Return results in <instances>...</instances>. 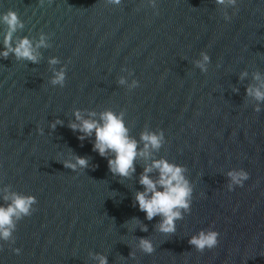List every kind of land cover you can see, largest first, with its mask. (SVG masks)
Returning <instances> with one entry per match:
<instances>
[{
	"label": "water",
	"instance_id": "1",
	"mask_svg": "<svg viewBox=\"0 0 264 264\" xmlns=\"http://www.w3.org/2000/svg\"><path fill=\"white\" fill-rule=\"evenodd\" d=\"M9 11L22 25L11 48L27 38L35 63L3 57ZM262 84L264 0H0V207L12 194L36 201L0 238V264H264V101L247 91ZM106 112L138 153L142 134H162L128 177L109 170L114 153L93 151L95 131L81 140L70 127ZM76 157L88 166H64ZM161 159L192 189L174 234L135 200ZM230 172L249 178L241 187ZM201 231L219 233L214 249L189 244Z\"/></svg>",
	"mask_w": 264,
	"mask_h": 264
},
{
	"label": "clouds",
	"instance_id": "2",
	"mask_svg": "<svg viewBox=\"0 0 264 264\" xmlns=\"http://www.w3.org/2000/svg\"><path fill=\"white\" fill-rule=\"evenodd\" d=\"M113 3L119 4L120 0H112ZM217 4H225L226 0H216ZM227 3L234 4L235 0H227ZM3 22L8 26V33L5 36L4 44L8 51L2 53L4 58H7L9 52H14L18 59H26L35 63L37 57L33 54V48L30 41L25 38L19 42V44L13 49L11 48L12 34L16 31L17 27H22L15 12L9 11L3 17ZM44 41L41 39L40 45L43 46ZM204 62L209 60V57L205 55L203 57ZM51 63H56L55 60ZM198 67L203 68V64L198 63ZM259 79V76L256 77ZM64 80L63 72L56 73L53 84H62ZM123 83V81H121ZM264 84L260 88H249L248 95L254 96L257 101H264ZM259 111V109H257ZM94 115V113L92 114ZM76 119L81 120L79 112L75 113ZM102 124L95 120H82L81 124H71L70 127L73 131H80L84 133L79 139L83 140L85 136H91L95 131V144L93 151H97L101 157L107 158V153H114V159H108L109 170L114 175L121 177H128L131 173L135 172L134 162L137 155L147 158L149 148L158 149L161 146L162 134H149L144 133L141 136V140L144 142V149L141 152H137V142L130 139L128 136V130L124 126L121 117L116 116L111 112L103 113L101 116ZM57 123H60L57 121ZM53 128L55 125L52 126ZM81 168L88 166V161L84 158L76 157V164L65 163V167L75 170L76 166ZM158 170L159 179L153 180L150 178V173L153 170ZM184 169L178 166H174L161 159L154 161L150 167H146L141 174L139 183L143 186V192H137L135 196L136 203L139 206V210L146 214V219L151 221L157 216L162 218L159 224V231L164 234L175 233V221L181 218L179 209L188 210L189 200L192 194V189L189 187V183L183 176ZM229 177L233 184L242 185V181L248 179V174L245 172L235 173L230 172ZM158 187L162 190H157ZM231 190V186H230ZM5 200H9V197H5ZM34 197H23L16 194H12L11 202L7 207H0V238L8 240L11 237V232L14 228L13 218L19 219L21 215H29L30 208L35 203ZM142 231H146V227L141 228ZM219 233L216 231L204 232L201 231L198 235L193 236L189 240V244L192 245L198 252L203 253L205 249H214L218 245ZM140 246L142 250L151 254L154 251L151 241L146 239L140 240ZM16 254H19V249L14 250ZM100 264H107L105 257H100Z\"/></svg>",
	"mask_w": 264,
	"mask_h": 264
}]
</instances>
